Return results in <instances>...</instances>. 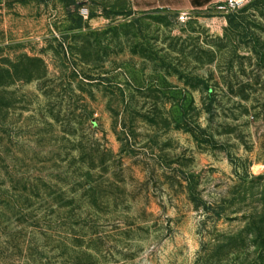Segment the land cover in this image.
<instances>
[{
	"label": "rangeland",
	"instance_id": "374dc122",
	"mask_svg": "<svg viewBox=\"0 0 264 264\" xmlns=\"http://www.w3.org/2000/svg\"><path fill=\"white\" fill-rule=\"evenodd\" d=\"M139 1L0 0V264H264V0Z\"/></svg>",
	"mask_w": 264,
	"mask_h": 264
},
{
	"label": "crops",
	"instance_id": "0c3cea01",
	"mask_svg": "<svg viewBox=\"0 0 264 264\" xmlns=\"http://www.w3.org/2000/svg\"><path fill=\"white\" fill-rule=\"evenodd\" d=\"M173 1L177 3L176 1L178 0H153L152 3H149L150 1L147 0H141L139 1V3H137V6L140 9L157 8V7H165V6L177 8L178 4L174 5ZM212 1L214 0H183L182 4L184 9L189 10V9H195V8L207 6Z\"/></svg>",
	"mask_w": 264,
	"mask_h": 264
},
{
	"label": "built area",
	"instance_id": "2783aa9c",
	"mask_svg": "<svg viewBox=\"0 0 264 264\" xmlns=\"http://www.w3.org/2000/svg\"><path fill=\"white\" fill-rule=\"evenodd\" d=\"M248 0H221L219 1L218 7L225 8L228 10H234L243 6ZM187 17V12H181L178 15L179 21H184Z\"/></svg>",
	"mask_w": 264,
	"mask_h": 264
}]
</instances>
